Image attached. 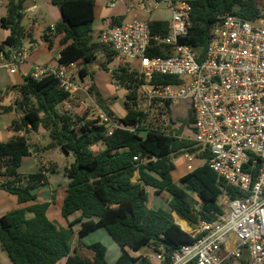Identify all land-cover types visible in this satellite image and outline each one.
I'll return each mask as SVG.
<instances>
[{
    "label": "trees",
    "instance_id": "obj_1",
    "mask_svg": "<svg viewBox=\"0 0 264 264\" xmlns=\"http://www.w3.org/2000/svg\"><path fill=\"white\" fill-rule=\"evenodd\" d=\"M27 1L5 0L7 15L1 19V26L10 30V35L0 44L5 61L14 58L9 57L6 48L19 53L26 39L35 42L24 23ZM51 3L59 7L62 21L55 25V31L51 32L50 27L45 30L44 40L53 47L54 37L61 36L59 65L68 68L80 65V77L85 78L92 74L90 66L102 53L105 61L101 69L109 72L117 53L110 45L100 42V35L99 41L94 37L96 0H51ZM190 4L191 26L180 42L191 47L200 62L205 59L213 31L223 16L233 14L251 22L258 19L264 7L261 0H190ZM120 22L121 19L114 21ZM150 25L153 34L167 37L170 33L167 21L152 20ZM173 54V48L167 45H155L148 53L151 58H167ZM111 75L127 92L123 117L106 105L95 84L90 93L101 109L125 126L137 127L136 132L116 129L108 135V128L99 125L97 120L85 121L73 111L61 110L72 93L64 91L53 74L41 79L24 77L23 83L16 87L19 97L9 106L3 102L11 89H0V115L20 113V119L13 121L10 130L23 133L0 142V176L5 179L0 190L17 196L20 204H31L0 216L1 248L13 264H109L107 248L100 242L87 246L94 254L93 259L73 250L72 237L77 225L81 228L80 240L99 229L110 234L122 250L115 264H158L149 255L133 254L144 247L153 253L163 251L164 264H167L175 251L197 240L176 223L173 213L180 218L178 222L184 220L190 227L215 222L223 213L218 199L227 186L211 168L210 153L202 152L201 146L181 137L179 131L168 133L147 123L148 114L138 109L141 101L138 89L143 79L133 66L119 65L112 69ZM153 83L179 84L180 80L155 76ZM165 104L171 105L169 101ZM41 128L51 141L43 148L28 137ZM99 144L104 145L103 150L95 149ZM32 149L34 153L61 149L73 154L74 162L64 169L69 179L61 211L66 226L49 219L47 211L51 204L37 202L34 193L49 182V175L57 171V165L52 168L40 165L36 172L29 174L19 171L24 159L32 155ZM186 154L196 155L205 163L178 184L172 176L176 169L173 159ZM148 189H154L156 195L162 192L170 195L167 210L148 207ZM28 212L32 218L27 217ZM76 214L79 217L70 221Z\"/></svg>",
    "mask_w": 264,
    "mask_h": 264
},
{
    "label": "built area",
    "instance_id": "obj_2",
    "mask_svg": "<svg viewBox=\"0 0 264 264\" xmlns=\"http://www.w3.org/2000/svg\"><path fill=\"white\" fill-rule=\"evenodd\" d=\"M120 2L129 11L146 15L162 7L171 12L167 37L153 34L150 20L133 18L118 24L113 20L100 32V42L113 47L119 60L133 64L143 79L139 110L148 113L156 102L190 101L193 135L183 138L210 153L211 168L227 186L218 199L223 213L217 221L190 227L188 232L197 240L175 251L167 264H264V7L251 22L233 14L223 16L200 62L197 53L180 42L191 26L190 0H110L108 6ZM155 45L171 46L174 54L151 58L148 53ZM25 57L23 49L3 66L14 74ZM50 74L64 91L73 94L81 89L71 80L69 68L59 64L36 66L31 76L41 79ZM155 76L177 78L180 83L156 84ZM94 117L108 128V135L116 129L138 131L100 107ZM186 158L191 162V155ZM188 169L193 171L192 166ZM149 258L166 262L163 251Z\"/></svg>",
    "mask_w": 264,
    "mask_h": 264
},
{
    "label": "rangeland",
    "instance_id": "obj_3",
    "mask_svg": "<svg viewBox=\"0 0 264 264\" xmlns=\"http://www.w3.org/2000/svg\"><path fill=\"white\" fill-rule=\"evenodd\" d=\"M107 4H108L107 0H97L98 9L96 8V22L94 24L95 27L103 26L102 20L106 19L105 11L107 9L106 8ZM1 8H3L4 11H7V3L4 2V6H2ZM126 9H128V7ZM124 15L127 16V12ZM142 18L148 21L149 20L152 21L158 18L162 19L163 21H167L169 23L172 21L171 12L167 10L165 7H162L160 10L155 11L152 15H146ZM41 36L42 34L41 32H39V33H36L35 38L38 41H41ZM54 58L57 59V53L54 54ZM104 61H105V58L103 54L100 53L98 55V59L96 60V62L90 66V71L92 74L86 77L85 81L95 82V86L97 90L100 92L101 96L104 98V100L110 99L111 104L113 103L112 105L114 106V109L112 110L118 116H124L126 113V110L124 108V101H125L124 95H125L126 90L123 87L118 86L115 83V81L112 78L111 71L113 68L118 67L119 65L128 64L130 66H133V64L123 62L116 57L115 62L109 66L111 70L108 72L104 69H101V64ZM79 70H80V65H75V67H72L69 69V76L71 80L76 83H79V82L81 83V80H83V78L80 77ZM90 90H91V87L88 88L86 92L76 93L74 95L75 99L71 100L72 103H71L70 111H73L74 113L79 115L80 118L82 117L85 121L94 120L95 118L94 114L96 113V108L100 107L96 98L93 97V95L90 93ZM89 95L92 97V99L89 98L90 97ZM108 104L110 105L109 102H106L107 106H109ZM61 109L63 110V108ZM147 114H148L147 116L148 124L152 123L154 124L155 127H161L162 130H165L168 133L172 131V133L175 134L176 132L179 131L181 133L180 134L181 137H187L189 136V134L191 133L193 129V122H191V119H193L194 115L192 113L191 103L189 100H182L179 103H173L169 107H166L165 103L156 102L155 104H153V106L151 107V109L148 111ZM5 116H6L5 113L0 115V142H7L10 140L8 137V132L5 130V119H4ZM28 137L30 138V141H33L35 144H40L43 147L47 146L51 142L49 138V134L47 132H43L42 134L32 133V134H29ZM95 149L98 150L99 147ZM32 154L36 155L37 153H34L32 149ZM193 157H194L193 159L194 161L192 162L185 160L184 155L175 157L173 159V162L175 165H177V168L175 171H173L172 173L173 176L178 177V174L181 171L183 172L188 171L189 166H192L193 168H197L205 163V161L201 160L198 156L193 155ZM50 158L52 159L53 162H50V161L48 162L47 161L48 158L46 157H44V161L42 162L40 159L38 160L40 164H42L45 168H52L54 163L59 164L60 169H62L61 171L62 173L58 174L59 176L57 177L55 176L52 180H58V179L64 180L65 178H67L65 177L66 175H65L64 169L69 166L70 162H73V154L70 153V158H69V157H66L65 155H61L57 151V149H51ZM34 159L30 160V162L26 165L27 169L34 170L35 165L37 163L39 164L37 159H35V162H33ZM4 181H5L4 177L0 176V185ZM66 188H64L63 191H65ZM34 193L37 196V202H49L51 204L50 206L53 205V212L54 211L56 212V209H59L58 201L60 202L61 200H59L58 198H57L58 200L56 199L57 202L56 200H54V198L52 200L51 186L49 183L38 187L37 189L34 190ZM4 194H1V197L4 196ZM166 195L170 197L169 194H162L161 196L160 195L155 196L154 193L150 191L149 200H148V202L150 203L149 205L150 208H154V209L162 208V209L167 210L168 201L165 199ZM12 197H15V196H12ZM155 200H156V205L151 206ZM2 208H4V210H11L12 208L11 203L10 202L6 203V201H4L3 199H0V212L1 210H3ZM29 214L30 213L28 212L27 215ZM81 242L83 245H87V246H90L91 244L96 243V242H100L104 244L107 248V261L109 264L116 263V260L118 258L116 255V252L117 254L122 253L121 248L116 244V242L113 240V238L110 236V234L105 229H99L89 234ZM74 245L76 247L80 246L78 239L74 242ZM82 250H83L82 254H84L83 256H85L86 258H88L90 254L92 253L91 250L83 249V247H82ZM0 253L4 258L7 259V261L12 263L6 251H4L1 248V244H0ZM152 253L153 251L151 249H149L148 247H144L140 251L133 253V254L135 256H146V255L148 256V255H151ZM2 259L3 258L0 257V263L3 262Z\"/></svg>",
    "mask_w": 264,
    "mask_h": 264
},
{
    "label": "crops",
    "instance_id": "obj_4",
    "mask_svg": "<svg viewBox=\"0 0 264 264\" xmlns=\"http://www.w3.org/2000/svg\"><path fill=\"white\" fill-rule=\"evenodd\" d=\"M107 1H108V4L106 6L107 9L105 11L106 19L102 20V25L103 26L102 27H97V26L95 27L94 24L96 22V8L98 9L97 0H96L95 21L93 23V30H94V37L96 38L97 41H99L100 32L103 29H105L107 26H109L112 23L113 20L115 21V20L121 19V21H123V20L128 21V20H131L133 18L143 19L142 17L146 16L145 13H142V12H139V11L138 12H133L132 10L129 11V9H126L127 5L124 4V3H121V2L118 3L115 7L110 8L108 6L109 3H110V0H107ZM4 2H5V0H4ZM2 6H4V4L0 6V44H2L7 39V37L10 35V30L4 29L1 26V19L4 18L7 15V11H4L3 8H1ZM126 12H127V16L124 15V14H126ZM25 15L26 16H25V22L24 23L29 28V30L31 31V33L33 35V39H34L35 42H31L29 39L25 40V46H24L23 49L26 50V57L22 61V63L18 65L17 71L14 74H11L9 72V70L3 66V64L5 62V60H4L5 54L4 53H0V89L3 90V91H7V90L11 89L10 90L11 93L9 94V96H7L6 100L3 102V105H5V106H9V105L13 104L14 101L19 97V92L16 89V87L23 83L24 77L31 75V73L34 71L36 66L48 65L50 67H57L58 64H59L58 61H59V57H60V52H61V50L63 48L61 46V44H60L61 36H59V35L54 37L53 47H50L49 44L44 40L45 30L48 27H50L51 25H56L57 23L62 21V15H61L59 7L52 5L51 0H36V1L28 0L27 1V9L25 10ZM155 20H162V19L158 18V19H155ZM39 32H41V34H42L41 41H38L35 38L36 33H39ZM6 52L9 53V57L10 58L16 56V54H17L16 52L11 51L8 48H6ZM56 53H57V59L54 58V54H56ZM72 67H75V65H72ZM72 67H70V68H72ZM85 78H83V80H81V83L79 82L80 84L78 83L81 86V89L78 90V91H75L72 94L70 100L66 101L64 104L61 105V108H63V110L69 111L71 109V103H72L71 100L75 99L74 95L76 93L86 92V90L88 88H90L91 85L95 84V82H93V81H92L93 83L89 82V81H85ZM126 94H127V92L125 91L124 98L126 97ZM89 98L92 99L91 96ZM105 101L110 103V105L108 104L109 105L108 107L111 110L114 109V106L112 105L113 103L111 104V100L110 99H107ZM124 108H125V105H124ZM20 117H21V114L17 113V112L6 113V116L4 117V119H5V130L8 132L9 139H11L15 135H23L22 132L15 134L14 132H12L10 130V126L13 123V121L16 120V119H20ZM120 117H123V116H120ZM192 131H193V129H192ZM192 131L189 134V136L193 135ZM43 132H46V131L41 128L38 133L42 134ZM32 143L35 144L33 141H32ZM37 145H39L41 148H43L42 145H40V144H37ZM98 147H99L98 150H103L104 149V145L103 144H99ZM57 151L61 155H65L66 157L70 158V154H67V153L63 152L61 149H57ZM50 152H51V150L50 151L49 150L41 151L40 154L39 153H37L36 155L32 154L29 157L25 158L23 163H22V166H21V168L19 170L20 173L29 174V173L36 172L40 168V165L43 166L42 164H40L38 159H40L41 162H42V161H44V157L48 158V160H47L48 162L49 161L53 162L52 159L50 158ZM43 153H45V154H43ZM186 155H188V154H186ZM186 155H184V158H185V160L189 161L188 158H186ZM191 157H192V160H191V162H192V161H194L193 159H194L195 156L193 157L191 155ZM31 158H33V159L35 158L39 162V164L37 163L35 165L34 170H29V169L26 168V165L30 162V160H33ZM35 159H34L33 162H35ZM73 162H74V157H73ZM73 162H70L69 165L72 164ZM55 165H57L58 169H57V171L55 173H52V174L49 175V182L48 183L51 186L52 200H53V196H54V200H56L58 198L61 201L60 202L58 201L59 209H56V212L54 211L55 212L54 213L53 212V205H52V206L49 207V209L47 211V215H48V217H49V219L51 221L56 222L59 226H66L67 223H66L65 219L63 218L61 211H62V206H63V203H64V199H65V197L67 195V192H66L67 188L66 187H68L69 179L65 178L64 180H59V179L58 180H52L55 176L57 177V176H59L58 174L62 173L61 172L62 169H60L59 164L58 163H54L53 166H55ZM175 166L177 168V165H175ZM59 169H60V171H59ZM194 169H196V168H193V170ZM31 171H33V172H31ZM189 172H191L189 169L186 172L181 171L178 174V177H175L172 174L173 180L176 183L179 184L181 179L185 175H187ZM65 177H67V176H65ZM62 178H64V177H62ZM64 188H66L65 191H63ZM147 191H148L149 194H150V191L153 192L154 195L156 196L154 189H148ZM0 193L1 194L5 193L4 196H2V197H1V194H0V199H3L4 201H6V203L10 202L11 206H12L11 210H4V208H2L3 210H1L0 216H3V215H5V214H7V213H9V212H11L13 210H16V209L20 208V207H27V206L31 205V204H24V205L20 204L19 201H18L17 196H15V195L7 192V191L0 190ZM162 194H168V193L167 192H162L160 194V196ZM12 196H15V197H12ZM165 199L168 201L170 199V197H168L166 195ZM57 200H56V202H57ZM148 200H149V197H148ZM54 204H55V202H54ZM149 205H150V203L148 202V207L150 208ZM155 205H156V200L154 201V203L151 206H155ZM151 209H154V208H151ZM27 217L28 218H32V214L27 215ZM78 217H79V214H76V215H74L73 217L70 218L71 219L70 221H73V220H75ZM173 217H174L175 221L178 222L177 218H179V217L175 213H173ZM182 221L184 222V223H182V225L184 227H186V225H187V228H184L178 222L179 225L181 226V228L183 230L188 232V229L190 228L189 224L186 221H184V220H182ZM80 229L81 228L78 225L74 227V234H73V237H72V248H73V250L76 249L77 251L79 250V253H82V251H83L82 247H83V249H88V248H87V245H83L82 242H81L84 238L82 240L79 239V231H80ZM77 239L79 240V243H80V246H78V247H76L74 245V242ZM116 255L119 258L121 253L117 254V252H116ZM0 257L3 258L2 259L3 262H1L0 264H13L12 261H11L12 263L7 261V259L4 258L1 255V253H0ZM93 257H94V254L91 253L88 258L89 259H93Z\"/></svg>",
    "mask_w": 264,
    "mask_h": 264
},
{
    "label": "bare ground",
    "instance_id": "obj_5",
    "mask_svg": "<svg viewBox=\"0 0 264 264\" xmlns=\"http://www.w3.org/2000/svg\"><path fill=\"white\" fill-rule=\"evenodd\" d=\"M180 223V225H182V223H184L183 221H180L179 222ZM186 225V224H185ZM183 226V225H182ZM184 227V226H183ZM184 228H187V225H186V227H184Z\"/></svg>",
    "mask_w": 264,
    "mask_h": 264
},
{
    "label": "water",
    "instance_id": "obj_6",
    "mask_svg": "<svg viewBox=\"0 0 264 264\" xmlns=\"http://www.w3.org/2000/svg\"><path fill=\"white\" fill-rule=\"evenodd\" d=\"M177 224H179L178 222H176Z\"/></svg>",
    "mask_w": 264,
    "mask_h": 264
}]
</instances>
